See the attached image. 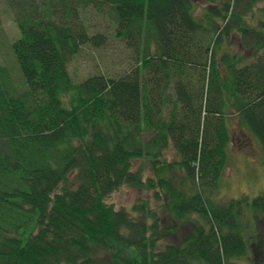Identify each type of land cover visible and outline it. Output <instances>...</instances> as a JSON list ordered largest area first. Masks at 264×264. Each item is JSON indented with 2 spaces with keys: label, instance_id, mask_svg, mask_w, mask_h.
I'll return each mask as SVG.
<instances>
[{
  "label": "trees",
  "instance_id": "trees-1",
  "mask_svg": "<svg viewBox=\"0 0 264 264\" xmlns=\"http://www.w3.org/2000/svg\"><path fill=\"white\" fill-rule=\"evenodd\" d=\"M7 1L20 75L0 63V264H239L264 193L212 195L235 129L264 148L259 0ZM108 28L127 66L77 79L70 63L106 46ZM235 39L244 53L226 50ZM124 186L153 191L159 209L116 207Z\"/></svg>",
  "mask_w": 264,
  "mask_h": 264
},
{
  "label": "rangeland",
  "instance_id": "rangeland-1",
  "mask_svg": "<svg viewBox=\"0 0 264 264\" xmlns=\"http://www.w3.org/2000/svg\"><path fill=\"white\" fill-rule=\"evenodd\" d=\"M207 6V3L200 2L196 7L197 15L201 16ZM88 16V23L93 30H106V24L104 22L99 23L98 17L90 14ZM0 19L2 21L0 28V63L12 65L15 67L16 73L19 74L10 46L19 36V29L14 20V12L7 0H0ZM251 20V23L258 28H264V0L258 1L255 17ZM111 33L112 29L108 28L106 34H108L109 38L103 48H96L90 45L82 48V51L69 65V70L73 76L82 80L97 73L115 74L127 66L130 54L125 44L114 40ZM237 43L238 41L233 42L230 47L225 44L226 48H229L226 50L233 53H244V50ZM233 135L235 142L229 148L228 166L219 180L218 190L212 196L218 202H228L242 197H248L251 202L255 197L264 193V148L258 137H247L238 128L233 131ZM134 163L135 168L141 170L144 177L153 176L148 159H139ZM174 174H182V172L177 170ZM110 202L118 208L127 209L132 216H137V213L132 212L133 206L142 202L147 206L159 209V204L153 196V191L132 186H124L111 196ZM245 222L248 225L245 233L249 241V248L244 256L236 259V262L239 264H263L264 245L258 244V240L260 233H264V218H260L257 221L249 208ZM188 226L189 228L194 227L193 224ZM177 235L180 238L170 236L165 240V243L177 242L182 236L181 234Z\"/></svg>",
  "mask_w": 264,
  "mask_h": 264
}]
</instances>
